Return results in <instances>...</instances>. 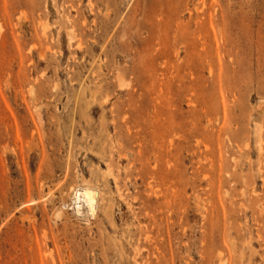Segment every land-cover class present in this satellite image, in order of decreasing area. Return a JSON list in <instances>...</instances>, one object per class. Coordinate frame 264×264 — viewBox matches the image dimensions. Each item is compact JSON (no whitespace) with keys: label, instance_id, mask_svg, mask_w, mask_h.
I'll list each match as a JSON object with an SVG mask.
<instances>
[{"label":"rangeland","instance_id":"rangeland-1","mask_svg":"<svg viewBox=\"0 0 264 264\" xmlns=\"http://www.w3.org/2000/svg\"><path fill=\"white\" fill-rule=\"evenodd\" d=\"M0 264H264V0H0Z\"/></svg>","mask_w":264,"mask_h":264},{"label":"bare ground","instance_id":"bare-ground-1","mask_svg":"<svg viewBox=\"0 0 264 264\" xmlns=\"http://www.w3.org/2000/svg\"><path fill=\"white\" fill-rule=\"evenodd\" d=\"M43 25L44 24H42V26ZM42 31H44V30H42ZM260 151H261V149H260ZM95 193L91 188H83V189L76 191V194H75L76 199L75 200L77 201V203L79 205L78 206V212H80L81 208L84 206H86L91 213L95 212L96 201H97Z\"/></svg>","mask_w":264,"mask_h":264}]
</instances>
